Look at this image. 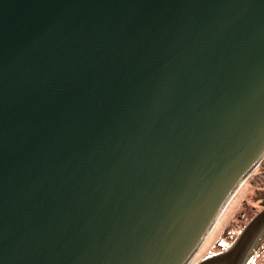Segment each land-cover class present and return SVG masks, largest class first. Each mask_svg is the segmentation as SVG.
Returning <instances> with one entry per match:
<instances>
[{"label": "water", "instance_id": "1", "mask_svg": "<svg viewBox=\"0 0 264 264\" xmlns=\"http://www.w3.org/2000/svg\"><path fill=\"white\" fill-rule=\"evenodd\" d=\"M263 158L264 0H0V264H186Z\"/></svg>", "mask_w": 264, "mask_h": 264}, {"label": "rangeland", "instance_id": "2", "mask_svg": "<svg viewBox=\"0 0 264 264\" xmlns=\"http://www.w3.org/2000/svg\"><path fill=\"white\" fill-rule=\"evenodd\" d=\"M264 199V158L253 168L229 201L212 234L199 245L186 264L226 249L248 220L262 208ZM243 264H264V229Z\"/></svg>", "mask_w": 264, "mask_h": 264}, {"label": "bare ground", "instance_id": "3", "mask_svg": "<svg viewBox=\"0 0 264 264\" xmlns=\"http://www.w3.org/2000/svg\"><path fill=\"white\" fill-rule=\"evenodd\" d=\"M235 193H236V192H235ZM235 193H234V194H235ZM234 194H233V195H234ZM233 195L229 198V200L227 201V203H225V205L223 206V208L220 210L219 214L217 215L215 221H214L213 224L211 225V228L209 229V231H208L207 235L205 236V238H206L209 234L211 235L212 232L214 231V229L216 228L217 223L219 222V220H220L221 217L223 216V213H224L226 207L228 206L229 201L232 200ZM205 238H204V240H205ZM204 240H203V241H204ZM201 243H202V242H201Z\"/></svg>", "mask_w": 264, "mask_h": 264}, {"label": "flooded vegetation", "instance_id": "4", "mask_svg": "<svg viewBox=\"0 0 264 264\" xmlns=\"http://www.w3.org/2000/svg\"><path fill=\"white\" fill-rule=\"evenodd\" d=\"M261 232H262V231H261ZM238 233H239V232H238ZM261 234H262V233H260L259 236H260ZM236 236H237V235H236ZM236 236H235V238H236ZM259 236H258L257 238H259ZM235 238H234V239H235ZM257 238H256V240L254 241L252 247L255 246V244H256V242H257V240H258ZM234 239L232 240V242L234 241ZM232 242H231V243H232Z\"/></svg>", "mask_w": 264, "mask_h": 264}, {"label": "trees", "instance_id": "5", "mask_svg": "<svg viewBox=\"0 0 264 264\" xmlns=\"http://www.w3.org/2000/svg\"><path fill=\"white\" fill-rule=\"evenodd\" d=\"M261 202H262V203H261L262 207H264V199H263Z\"/></svg>", "mask_w": 264, "mask_h": 264}]
</instances>
